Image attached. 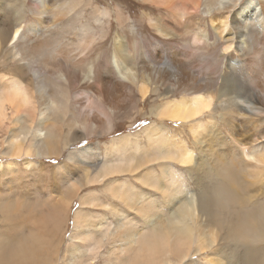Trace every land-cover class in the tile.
Returning <instances> with one entry per match:
<instances>
[{"label":"bare ground","instance_id":"bare-ground-1","mask_svg":"<svg viewBox=\"0 0 264 264\" xmlns=\"http://www.w3.org/2000/svg\"><path fill=\"white\" fill-rule=\"evenodd\" d=\"M9 1L16 7L15 0ZM133 1L139 8L135 14L123 0H30L24 8L35 13L34 23L23 22L22 14L12 23V12L7 11L0 22V69L9 70L11 77L4 74L0 81V131L8 135L12 124L18 130L11 132L2 152L15 159L5 165L4 176L11 183L18 175L13 166L19 164L17 157H58L79 140L116 133L121 122L136 129L143 119L150 120L141 134L114 138L100 167L92 163L88 149L77 150L85 159L82 179L90 186H105L146 218L155 215L154 198L134 187L135 182L110 178L131 173L140 185L160 191L165 204L183 194L186 198L166 208L164 218L135 239L125 240L120 225L98 222V234H84L91 243L83 252L91 254L108 241L114 256L121 250L134 257H118L119 264H189L190 254L210 248L215 258L209 264H244V255L200 211L199 198L186 192V175L178 169L190 175L196 161L226 152L238 161L245 186L264 176V0ZM56 29L69 44H47ZM68 35L77 43H70ZM148 101L150 108L143 112ZM24 114L29 117L26 125V118L21 121ZM195 182L199 188L198 177ZM82 183L59 185L58 200L54 189L49 191L47 196L56 200L54 207L49 204L56 218L66 213L64 209L57 214L62 203L68 205L63 198L77 195ZM118 213L119 221L127 223L128 216ZM86 217L76 212L74 226ZM21 229L22 240L0 241V264H15L17 247L24 251L29 246L33 253L37 242L44 246L40 241L46 236L39 240L30 232L28 237ZM50 229L44 230L55 228ZM99 234L105 236L98 241ZM23 241L27 244L21 247ZM217 242L220 248L214 249ZM192 243L197 245L192 248ZM78 254L82 250L74 249L71 264Z\"/></svg>","mask_w":264,"mask_h":264},{"label":"rangeland","instance_id":"rangeland-1","mask_svg":"<svg viewBox=\"0 0 264 264\" xmlns=\"http://www.w3.org/2000/svg\"><path fill=\"white\" fill-rule=\"evenodd\" d=\"M15 1H16V7H12L11 2L9 0H0V6L4 5V6H2V8H0V19H1L0 22L3 23L6 20V16H8L7 11L9 10V12L10 11L12 12L11 22L16 23L18 10H20V8H24L26 5L24 3L29 2L30 0H15ZM123 1L128 7H130V11L132 14H135V12H137L139 10L138 6L134 5L133 0H128V1L123 0ZM25 9L26 8H24V12L22 13V15L25 16V19L23 22H27V23L36 22V19L33 16L32 12H27ZM3 27L4 28L6 27V23L3 25ZM60 34H61L60 31L57 32V29H56V32L54 33V38L50 42H48L47 44L54 45L57 41H62L63 44H65V45L69 44L68 42L65 41V38ZM67 38L70 40V43H72V42L77 43L75 36L68 35ZM68 46H71V45H68ZM110 46L111 45L109 42L108 47H110ZM67 48L69 51L71 50V47H67ZM64 50H66V49L64 48ZM4 74L6 75L7 78L11 77V73L9 70L3 71V69H0V81H2ZM150 101H148L147 105L144 106L145 108L144 107L142 108L143 112H146L149 110V108H150L149 105L151 104ZM83 107H84V104H83ZM19 117L20 116H16V117L14 116L13 118L18 119ZM24 118H26L25 123L23 122ZM28 118L29 117L27 115H25V114L22 115L21 116L22 123H24L26 125V120ZM143 120L138 123V126L136 128L137 130L136 129H130L129 128L130 125L128 123H122L121 122V124H120L121 126L117 127L118 131L116 133H114L115 135L114 134H104L101 136L85 139L83 141L79 140L75 144L72 143L70 146H67L65 149H63V151H62L63 153L58 157L42 158V157L35 155L32 157H25L24 156L25 158L23 160L20 157H17L16 159L19 160V164L18 165L15 164L17 167L14 164H13V166H14L16 171L18 170L17 172H19V173H18V175L14 176V179H11V183H10V179L7 176H4V174H6V172L8 171V169L6 168L7 167L6 164H8L9 162L15 161V159L12 160V158H13L12 156H3L2 152L7 150L8 140H10L11 135L13 134L11 132H17L18 126H14L12 124L13 125V126L11 125L12 130L9 132L8 135H7V132L5 129L0 131V203H2V205H0V209H1L0 210V218L6 217V219L8 221L7 225H0V241L16 239L18 236H20V227L22 228L21 229L22 232L24 231L25 233L27 232L26 234H29L28 237L31 234L30 232H32V234L35 232L36 235L33 234L35 236H37V234H38L39 236H37V237L39 240H41L42 237L44 238V236H46L43 240L40 241V244L45 243L44 246H42V244H41V246L37 245L38 242L36 244L35 239H34L33 242H34V244H36V246L35 247L32 246V250H35V252L33 251V253L31 251V247H29V246H25L26 248H24V251H23V249L20 251H17V249L19 248V247H17L16 248L17 253H14L16 255V256L14 255L15 256V259H14L15 264H71L72 254L74 252V249H76V248H80L82 250V254H78V257H77L78 260H76L75 264H109V263L113 264V261H115V263L119 264L118 259H117L118 257L119 258L123 257L125 259H129L131 257V260L134 258V257H132L131 252H130V254H128L125 251H121V250H120L121 254L117 253L116 255H118V256H114L113 254L110 253L112 245L109 244L108 241H105L104 244L101 245V247L97 246L95 248V250H92L93 253H91V254L86 253L85 251L83 252V248H86V250H87V248L90 246L91 242L89 241V245H88V240H86V237L84 235V228L82 227V225L77 226V227L74 226L75 225L74 224V222H75L74 218H75L76 212L81 211L84 215H87V214L93 212V216H94L95 220L97 222H101L103 224L111 223L112 221L119 220L120 219V217H119L120 214L118 213L119 210L123 215H125V213H126L127 216H131L133 211L137 212L138 214H140V212L134 209L133 204L126 203V201H124L120 198L114 197L112 195V193H109V191L106 189L105 186H103L101 184H98L95 186H90V184H87L86 181H84L82 179L85 176V171H84L85 165L83 163V161L85 159L77 153V150L88 149L89 150L88 153L90 152V157L92 158L91 159L92 163H94L95 165H99V167H100L104 164V158H103L104 152L106 150V147L110 144V142L114 138L123 136L125 134L135 133V132L141 134V132H143L144 128H147L149 126V124L151 123L150 120H145V119H143ZM119 122L120 121H118V123ZM9 123H8V125H9ZM27 124H30V123L28 122ZM122 126H124L123 129H122ZM125 127H127L126 130H125ZM176 128H179L178 124H177ZM131 130L133 132H131ZM77 134L78 133L76 132V135ZM3 146H4V148L2 150ZM25 160H27V161L32 160L33 164H28L29 162L26 163ZM94 161H96V163ZM5 165H6V167H5ZM177 169H178V167H177ZM178 170L186 175V177H185L186 182L184 183L185 188H187L186 192L189 191V188H191V190L193 191L194 186L197 190L198 189V187L196 185L197 182L194 181V183H192L190 185L188 184L187 179H188L189 175H187V171H185L182 168L181 169L179 168ZM157 172H158V170H157ZM73 173H75V174L73 175ZM60 175L61 176L65 175V176H67V178L69 177V179H67L65 182L58 181L57 182L58 184H57L55 182V179H56L55 177H59ZM110 179L111 180H117L118 182H122L124 184H126V183L133 184L135 182L133 185L134 187H136L139 191H143L146 196L154 198V201L157 205V208L155 210V214L158 212L164 211V215L160 217L162 219L164 218L166 211L164 210L163 205H165V202L162 198V193L160 191H158L155 188H152L150 186H147V185H142V184L140 185L137 180L136 181L134 180L133 175L131 173H125V175L120 173L116 177H113ZM78 180H81V182H83L82 183L83 185L80 187V190L78 191L79 193L77 195L76 194L73 195V197H71V198H69V197L63 198L64 200H67L68 205H66V206L64 203L59 202V204L60 203H62V204H61V208H58L59 210L57 211V214L60 213L59 212L60 210H64V209H65L66 213H64L63 215L59 214L61 216V218H59V219H62V220L59 221L60 225H58L57 221L59 219L56 218V213L53 212L54 211L53 207H54L56 200H58L59 197H62L61 196L62 193L59 192L60 193L59 194L58 193L59 190H56V188H59V185L63 186L64 184L68 188V183L74 184ZM108 182H109V180H107L106 183H108ZM115 184H117V183H115ZM53 189H54L53 195L56 197L55 198L53 196V198H55L56 200L53 198L51 200V198H49L47 196L49 191L51 192V190H53ZM92 191L93 192H100V194L94 195L93 193H90ZM87 193H90L88 195L92 194L91 195L92 197L88 196ZM20 194L22 197L20 196ZM41 196H43V197H41ZM83 196H84V198H86V200H88V198L90 200L85 201ZM188 196H189V194H188ZM90 197L93 199H91ZM182 197L185 199L186 195L183 194ZM18 198H23V199L21 200ZM38 198H40V199H38ZM45 198H47V199H45ZM82 198H83V200H82ZM96 199H98L97 202H96ZM39 200H41V201L38 202V204H37L36 202ZM42 200L45 201V204H44V201H42ZM47 200H49V201H47ZM91 200H94V201H91ZM29 201H30V203H29ZM50 201H52L54 203L52 204V202H50ZM82 201H85V202L82 203ZM6 202H9L10 207L7 206L8 203L6 204ZM41 202H43V203H41ZM39 203H40V205H39ZM21 204L25 205L24 206L25 208ZM49 204L51 206L53 205V207L51 208V206ZM95 204H98V205L95 206ZM11 205H12V207H13V205H14V207L16 206L15 209L18 208L17 210L19 212L18 211H12L15 209L10 210L9 208H12ZM91 205H94V206L91 207ZM7 207H8V211L6 212L5 209H7ZM137 207H138V209H141L140 206H137ZM53 213H55V214H53ZM50 214H52V215H50ZM59 215L57 217H59ZM52 216H54L55 218ZM9 217H11V218H9ZM32 220H33V222H32ZM35 220H37V222H35ZM16 225H17V227H15ZM49 225H51V226L48 227ZM53 225H58V226L55 227ZM59 226H62V227H59ZM114 226H116V224ZM11 227H12V230H11ZM13 227L15 229H13ZM51 227H53V228H51ZM63 228H65V229L63 230ZM16 229H18V230H16ZM44 229H46V230H49V229L53 230L54 229V231L50 232V231H46ZM57 229L59 230V232ZM11 231H13V232H11ZM36 231L39 232L40 234L36 233ZM55 231H57V232L55 233ZM104 236L105 235L99 234L98 241L102 240L104 238ZM34 237H32V238H34ZM37 237H35V238L37 239ZM51 239H55L54 242L51 241ZM19 240H22V238L20 237ZM45 240H47V241H45ZM61 241H62V243H61ZM23 244L25 245L27 243H24V241H23V243L20 246L22 247ZM196 245H197V243H192L191 246H192V248H194ZM47 248L50 250L47 251ZM213 248L214 249L220 248L219 242L215 243V246H213ZM96 249H98V250H96ZM25 250H27V253ZM203 252H201L199 254H190L189 257L187 258V261H189V264H193V262H195V264H209L208 261L215 258V257H213V252L210 248L203 250ZM40 254H42V255H40ZM133 254H134V252H133ZM35 255H38V257H36ZM112 255H113V257H112ZM19 257H22L23 259L19 258ZM123 258L121 260H124ZM24 260H25V262H23ZM109 260H110V262H109ZM18 261H19V263H18ZM223 263H225V262L223 261Z\"/></svg>","mask_w":264,"mask_h":264},{"label":"clouds","instance_id":"clouds-1","mask_svg":"<svg viewBox=\"0 0 264 264\" xmlns=\"http://www.w3.org/2000/svg\"><path fill=\"white\" fill-rule=\"evenodd\" d=\"M197 177L199 188L189 191L199 198L200 211L244 255V264H264V176L245 186L236 158L220 152L194 163L188 184ZM7 223L0 218V225Z\"/></svg>","mask_w":264,"mask_h":264},{"label":"snow or ice","instance_id":"snow-or-ice-1","mask_svg":"<svg viewBox=\"0 0 264 264\" xmlns=\"http://www.w3.org/2000/svg\"><path fill=\"white\" fill-rule=\"evenodd\" d=\"M31 4H32V0H31ZM24 12L23 8H20L19 13L18 14H22ZM35 15V13H33ZM205 110H208V108L206 107ZM200 113H197V115H199ZM75 173H73L74 175ZM57 179L59 181H66L67 180V176H59L57 177ZM196 188L194 186L193 191H195ZM177 200H172L170 202H168L167 204L163 205L164 210L166 208H168L170 205H174ZM5 211L7 212L8 209H5ZM125 215L127 216V214L125 213ZM164 215V211L163 212H158L156 213L152 218H146L141 214H138L137 212L133 211L131 216L127 217V223H123L122 221L116 220V221H112L111 223L108 224H117L120 225L122 230L124 231V238L125 240H130V239H135L136 237H138L140 235L141 232H143L145 229H149L152 227L153 224H155V222ZM106 224V225H108ZM98 225H101L100 223H98L94 216H93V212L87 214V217L84 219V221L82 222V227L85 229V235H93V234H98L97 233V227ZM113 264H115V261H113ZM193 264H195V262H193Z\"/></svg>","mask_w":264,"mask_h":264}]
</instances>
